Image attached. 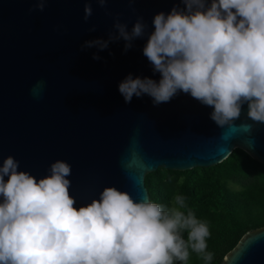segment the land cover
<instances>
[{
    "label": "water",
    "instance_id": "obj_1",
    "mask_svg": "<svg viewBox=\"0 0 264 264\" xmlns=\"http://www.w3.org/2000/svg\"><path fill=\"white\" fill-rule=\"evenodd\" d=\"M85 3L50 0L43 12H30L33 0H0V166L12 156L18 171L39 180L57 160L67 162L79 209L107 187L128 192L136 202L149 200L148 174L211 168L236 149L264 164V124H254L250 133L222 129L210 118L212 107L183 92L159 106L148 95L125 103L120 94L118 85L129 74L161 79L143 48L154 16L169 14L179 0H111V15L93 3L87 22ZM116 16L129 31L143 16L146 35L126 53L123 40L104 51H81L86 41L107 40ZM93 26L97 30L89 32ZM40 80L46 86L36 99L32 89ZM247 112L245 103L237 126L253 124ZM225 134L231 135L227 141ZM226 258L222 264H264V228L247 233Z\"/></svg>",
    "mask_w": 264,
    "mask_h": 264
},
{
    "label": "clouds",
    "instance_id": "obj_2",
    "mask_svg": "<svg viewBox=\"0 0 264 264\" xmlns=\"http://www.w3.org/2000/svg\"><path fill=\"white\" fill-rule=\"evenodd\" d=\"M33 2L29 11L43 12L50 0ZM110 2L86 0L85 22L93 15V3L111 15ZM179 4L167 15L154 16V31L143 48L161 79L129 74L118 85L120 94L125 103L148 95L154 106L170 102L180 92L190 94L214 109L210 118L220 128L250 133L254 124H264V0ZM113 28L107 40L86 41L81 51H104L123 40L126 53L133 41L146 35L148 25L138 16L129 31L116 16ZM96 30L93 26L89 32ZM92 58L101 59L98 54ZM45 86L44 80L33 86L34 98L41 97ZM245 103L253 124L237 126ZM222 138L227 141L231 135ZM19 167L12 156L0 166V264H187L189 249L211 264L208 225L191 210L182 211L184 196H175L174 206L166 209L151 199L136 202L128 192L107 187L99 199L77 209L67 178L72 174L70 164L57 160L49 175L39 180Z\"/></svg>",
    "mask_w": 264,
    "mask_h": 264
},
{
    "label": "trees",
    "instance_id": "obj_3",
    "mask_svg": "<svg viewBox=\"0 0 264 264\" xmlns=\"http://www.w3.org/2000/svg\"><path fill=\"white\" fill-rule=\"evenodd\" d=\"M145 184L151 201L166 209L174 206L175 196L185 197L182 211L191 210L208 225L211 264H222L247 233L264 228V164L242 149L211 168H159L146 176ZM182 235L187 240V232ZM189 253L187 264H205L191 249Z\"/></svg>",
    "mask_w": 264,
    "mask_h": 264
}]
</instances>
